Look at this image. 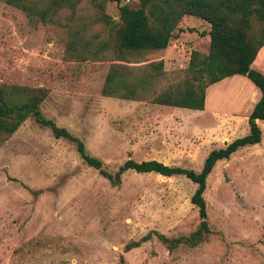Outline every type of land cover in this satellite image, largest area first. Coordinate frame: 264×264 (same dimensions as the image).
<instances>
[{"label": "rangeland", "instance_id": "1", "mask_svg": "<svg viewBox=\"0 0 264 264\" xmlns=\"http://www.w3.org/2000/svg\"><path fill=\"white\" fill-rule=\"evenodd\" d=\"M74 2L29 0L36 8L30 13L0 0V84L42 90V113L82 139L106 170L116 172L128 158L200 170L211 148L247 132L242 117L230 123L233 117H214L209 110L177 118L136 117L143 107L156 105L154 97L169 89L177 93L191 80V51L209 49L208 21L186 14L166 48L135 52L122 61L111 49L110 20H120L121 4L137 7L139 0ZM250 21L258 39L264 19L254 12ZM114 62L134 67L132 79L149 76L137 90L141 98L102 94ZM152 62H162L161 72ZM222 81L212 84L211 93L225 85ZM234 84L240 103L215 93L209 104L238 109L248 89L246 83ZM262 125L258 144L218 160L206 179L210 230L195 246L172 247V240L189 236L200 224L190 201L195 182L129 169L113 185L82 159L73 141L55 138L27 118L0 142V264H119L120 257L123 264H264ZM150 231L152 237L124 250Z\"/></svg>", "mask_w": 264, "mask_h": 264}, {"label": "trees", "instance_id": "2", "mask_svg": "<svg viewBox=\"0 0 264 264\" xmlns=\"http://www.w3.org/2000/svg\"><path fill=\"white\" fill-rule=\"evenodd\" d=\"M20 7L26 12H34L29 0H3ZM74 4V0H57ZM140 5L134 7L129 3L120 5V20H110L113 30L114 44L111 49L117 59L130 61L129 55L140 51H159L167 47L174 35L178 23L186 14L199 16L210 23L208 52L200 53L193 49L189 58L191 80L187 85L174 93L166 90L154 97V102L173 106L191 108L205 107L206 89L211 84L236 74H246L260 89L262 95L248 115V132L226 143L223 147L211 148L206 154L200 170L172 166L156 159L137 161L128 158L116 172L104 168L101 159L88 154L82 139L72 134L67 128L56 125L52 119L42 113L41 104L44 99L42 90L32 89L19 84H0V142L13 133L27 118H32L39 126L48 128L55 138L64 137L75 143L76 150L85 162L117 185L122 175L129 169L139 172H156L164 176L184 175L196 183L190 197L192 204L198 208L199 226L189 236L170 240L157 232L159 238L170 242L174 247L182 242L191 246L198 244L204 234L210 230L207 221V205L204 197L206 179L219 160L230 159L239 148L259 143L261 128L256 120L264 119V73L251 64L259 47L264 44V28L258 39L251 33L250 15L254 12L264 19V0H139ZM44 9L38 13H44ZM104 49V48H103ZM102 51L96 49L94 54ZM150 66L161 72L162 62L150 63ZM105 83L102 87L104 96H117L138 99L137 90L141 82L149 76L130 78L134 70L127 64L114 62L109 67ZM144 84V83H143ZM142 84V85H143ZM139 92V91H138ZM152 237V232L139 240L125 245V251L141 240ZM119 264H123L120 257Z\"/></svg>", "mask_w": 264, "mask_h": 264}, {"label": "crops", "instance_id": "3", "mask_svg": "<svg viewBox=\"0 0 264 264\" xmlns=\"http://www.w3.org/2000/svg\"><path fill=\"white\" fill-rule=\"evenodd\" d=\"M251 64L254 68H256V69L260 70L262 73H264V44L259 47V49H258L253 61L251 62ZM241 76H242V79L239 78ZM244 76L246 78L243 79ZM226 78H224L225 80L222 79L223 81L221 80L222 81L221 83H224L225 85H223L221 87V89L218 88V90H216V92L211 93V90L213 89V86H212L213 83H211L207 87L205 107L203 109L191 108V107L179 106V105L178 106L166 105V104H160V103L155 102L156 105L151 106L150 109H146L145 107H143V110L141 112L139 111L140 113L136 117L177 118V117H187V115L184 113L185 111H189V112L194 111V112H201L202 113V112H208V110H209L210 114H212V116L214 115V117L223 118L224 115L228 116V117L229 116L233 117V118H230V123H233L235 120L240 119V118H236V117L240 116V117H242V120H244V122H245L244 124H246V122L248 123L249 113L253 110L255 103L260 99V97L262 95L261 89L246 74H244V75L236 74V75L226 77ZM247 79H249L252 82V85H250V83ZM218 81H220V80H218ZM234 83L236 85L238 84L242 87H243L242 84L246 83V86L248 89L246 96L243 100V103L241 104V106L238 109L225 111L223 109H220L219 106L209 104L210 97H211L210 101H212L213 97H215L214 96L215 93H217V95L221 99L228 97V100H230L231 103H237V102L240 103V101H241V99H243V97H239V96L236 97L237 95L233 96V93H232L235 86H231V85ZM210 94H211V96H210ZM256 122L260 126L261 132H262L263 131L262 122H264V119L258 118L256 120ZM242 132H245V131H242ZM247 132H248V129H247ZM261 139H262V135H261ZM247 146H249V145H247ZM244 147H246V146H244Z\"/></svg>", "mask_w": 264, "mask_h": 264}]
</instances>
